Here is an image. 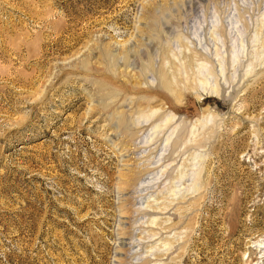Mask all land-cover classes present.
<instances>
[{"label": "rangeland", "instance_id": "1", "mask_svg": "<svg viewBox=\"0 0 264 264\" xmlns=\"http://www.w3.org/2000/svg\"><path fill=\"white\" fill-rule=\"evenodd\" d=\"M0 264H264V0H0Z\"/></svg>", "mask_w": 264, "mask_h": 264}, {"label": "bare ground", "instance_id": "2", "mask_svg": "<svg viewBox=\"0 0 264 264\" xmlns=\"http://www.w3.org/2000/svg\"><path fill=\"white\" fill-rule=\"evenodd\" d=\"M232 59H233V58H232ZM164 86H167V84H164ZM167 88H168V87H167ZM214 90H215V89H214ZM214 93H215V92H212L213 95H214ZM217 93H218V91H217ZM216 96H217V95H216Z\"/></svg>", "mask_w": 264, "mask_h": 264}]
</instances>
